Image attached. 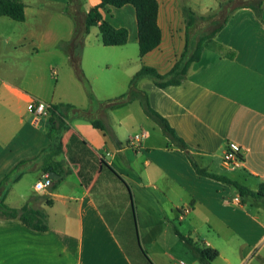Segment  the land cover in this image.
<instances>
[{
  "label": "crops",
  "instance_id": "0c3cea01",
  "mask_svg": "<svg viewBox=\"0 0 264 264\" xmlns=\"http://www.w3.org/2000/svg\"><path fill=\"white\" fill-rule=\"evenodd\" d=\"M21 1L26 5L24 22L0 16V181L19 162L37 157L52 144L51 113L36 123L28 109L34 98L50 106L70 104L89 116L69 114L65 152L58 160L70 173L54 192L36 189L46 175L37 169L10 188L6 203L22 208L30 202L45 209L50 228L35 231L20 221L0 219V264H149L143 250L153 264H202L174 226L201 246L217 250L213 264H264L263 201L197 174L139 101L108 111L100 107L110 100L107 96L127 93L143 66L168 74L186 48L188 11L207 17L218 13L221 4L158 0L162 41L143 57L135 7L106 6L101 9L104 20L128 29V43L107 47L99 27H92L80 59L86 85L65 48L76 27L66 12L69 1ZM80 1L85 14L100 4ZM84 24L85 18L81 27ZM215 41L216 47L204 51L182 85L161 89L144 78L138 87L186 141L200 168L258 192L264 184V9L260 15L249 8L236 10ZM129 47L134 55L114 56V51L127 53ZM69 84L77 98L66 89ZM111 92L114 95H108ZM93 118L109 125L115 138L95 128ZM142 130L148 136L139 148L122 146V140ZM230 142L243 150L244 162L237 170L224 164ZM112 177L124 183L131 207L136 201L146 222L159 224L145 227V248L120 232L128 209L119 214L111 195L108 204L103 201L101 183ZM47 198L52 206L46 205ZM184 208L190 211L181 219Z\"/></svg>",
  "mask_w": 264,
  "mask_h": 264
},
{
  "label": "trees",
  "instance_id": "16d2710c",
  "mask_svg": "<svg viewBox=\"0 0 264 264\" xmlns=\"http://www.w3.org/2000/svg\"><path fill=\"white\" fill-rule=\"evenodd\" d=\"M68 1L69 5L66 12L74 21L76 27L73 40L65 48L71 56L72 67L81 78H83L80 71L81 52L85 39L92 27H99L102 42L107 47L124 46L128 43V29H117L104 20L101 9L106 6L122 8L126 5H132L135 7L141 57L154 51L161 44L162 30L158 24V0H100V4L87 14L84 13L80 0ZM220 8L218 13L207 17H200L193 11H188L186 16V48L173 69L168 74L162 75L153 67L143 66L131 80L127 93L100 103V107L109 109L139 101L145 115L162 130L163 134L171 141L174 147L185 153L197 174L232 185L238 189L242 196H249L256 201L260 200L264 202V198H262L264 196V184H261L258 192H254L226 177L211 174L205 169L200 168L192 156L190 147L186 141L177 134L169 121L152 107L148 93L138 87L139 81L144 78L152 79L155 85L161 89L182 85L188 79L193 65L202 59L204 51L209 46L216 47V36L225 27L231 15L241 8L252 9L260 15L264 9V0H228ZM0 16L9 17L17 22H24L26 20V5L21 0H0ZM83 18H85V24L84 27H81V20ZM90 98L94 99L92 94H90ZM71 112L81 118L89 116L88 111L80 110L70 104L51 105L49 137L52 140V144L37 157L19 162L0 181V219L20 221L29 229L35 231L45 232L49 230V215L45 209L33 207L30 202L26 203L22 208H12L6 203V198L10 188L15 183L19 182L26 173L35 171L36 169L42 170L45 174L56 172L61 176L60 179L53 180V184L49 188L50 192H54L58 185L69 175L70 171L65 167V163L59 161L58 158L65 152L63 133L70 128L69 114ZM90 121L95 128L104 130L111 138H115V134L112 132L110 126L103 120L93 118ZM53 204V200L46 199V205L52 206ZM132 207L135 209L134 204H132ZM174 232L180 239L191 246L202 264H213L219 257L217 250L201 246L190 236L183 235L176 226H174ZM143 254L147 262L153 264L146 250H143Z\"/></svg>",
  "mask_w": 264,
  "mask_h": 264
},
{
  "label": "rangeland",
  "instance_id": "374dc122",
  "mask_svg": "<svg viewBox=\"0 0 264 264\" xmlns=\"http://www.w3.org/2000/svg\"><path fill=\"white\" fill-rule=\"evenodd\" d=\"M199 1H202L203 3H207L209 5H214V4L224 5L226 2H228V0H199ZM115 50H122V49H115ZM108 53H111V52H108ZM108 53H104V54H108ZM135 53H136V50H135ZM120 55L132 56L134 55V53L130 50V47L128 48L127 53L126 51H114V56H120ZM115 70L116 69H114V72ZM80 71L82 73L81 61H80ZM78 78L79 80H81L87 85L86 80L84 78H81L80 75H78ZM79 86L81 85L79 84ZM66 89L70 92V94H74L73 96L77 98L76 89L73 85H70V84L66 85ZM113 93L114 92H111V94H108V95H114ZM107 97H111L109 99L112 100L119 96H107ZM96 102L97 104L99 103L98 101ZM108 110L109 109H104V111H108ZM128 142H129V139L121 141V143L126 147L128 145ZM101 185H102V192H103L102 193L103 201L104 202L108 201L106 202V204L109 203L110 201L109 198L111 195V204L113 205V208L115 207L119 211V214L121 215L125 214L126 210L128 209V213H127L128 221H125L122 224V228H120L121 234L124 236H130L132 240H129V241H132L133 243L136 242V244H138L139 246H143V242L145 243V239H143L145 227L148 228V226H156L158 228L159 224L149 223L148 221L146 222V218H144V216L141 213V210H139L138 205L136 204V201H134L135 209L131 207L130 197L128 195H127L128 198L126 197V193L124 192V183L121 180H116L113 177L104 178ZM128 202L130 203V206L128 205ZM150 210L152 209L149 207V211ZM134 211L135 213L133 214ZM129 247L133 249L131 244L129 245ZM143 247L145 248V246Z\"/></svg>",
  "mask_w": 264,
  "mask_h": 264
},
{
  "label": "built area",
  "instance_id": "2783aa9c",
  "mask_svg": "<svg viewBox=\"0 0 264 264\" xmlns=\"http://www.w3.org/2000/svg\"><path fill=\"white\" fill-rule=\"evenodd\" d=\"M50 105L46 102L34 98L29 104V112L33 115V119L36 123H39L44 117H48L50 115ZM148 136V132L142 130L140 133L135 134L129 139L127 148H139L143 142V140ZM122 146H124L122 144ZM126 147V146H124ZM108 156L111 153H107ZM244 162L243 158V150L242 147L234 142H230L227 146L225 156H224V164L230 170H237L241 167ZM53 180L49 178L48 174H46L43 180H40L36 184L37 190H45L52 186ZM237 204L240 203V200L237 198L235 200ZM190 208H184L180 212V218H184L188 215Z\"/></svg>",
  "mask_w": 264,
  "mask_h": 264
},
{
  "label": "water",
  "instance_id": "95a60500",
  "mask_svg": "<svg viewBox=\"0 0 264 264\" xmlns=\"http://www.w3.org/2000/svg\"><path fill=\"white\" fill-rule=\"evenodd\" d=\"M48 176H49V178L50 179H52V180H58V179H60V175L59 174H57L56 172H50L49 174H48Z\"/></svg>",
  "mask_w": 264,
  "mask_h": 264
}]
</instances>
